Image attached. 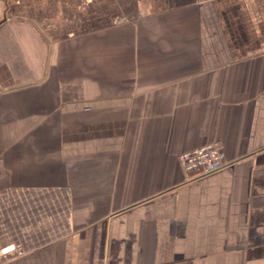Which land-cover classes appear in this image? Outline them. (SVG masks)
I'll return each mask as SVG.
<instances>
[{"label":"crops","instance_id":"0c3cea01","mask_svg":"<svg viewBox=\"0 0 264 264\" xmlns=\"http://www.w3.org/2000/svg\"><path fill=\"white\" fill-rule=\"evenodd\" d=\"M0 264H264V0H0Z\"/></svg>","mask_w":264,"mask_h":264},{"label":"built area","instance_id":"2783aa9c","mask_svg":"<svg viewBox=\"0 0 264 264\" xmlns=\"http://www.w3.org/2000/svg\"><path fill=\"white\" fill-rule=\"evenodd\" d=\"M179 163L188 174H210L227 165L225 154L216 143H209L179 156Z\"/></svg>","mask_w":264,"mask_h":264}]
</instances>
